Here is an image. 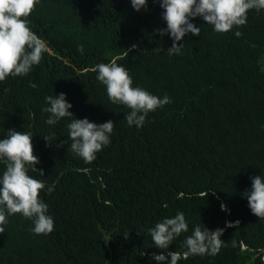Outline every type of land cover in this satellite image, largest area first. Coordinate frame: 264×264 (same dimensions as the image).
Segmentation results:
<instances>
[{
    "label": "trees",
    "instance_id": "trees-1",
    "mask_svg": "<svg viewBox=\"0 0 264 264\" xmlns=\"http://www.w3.org/2000/svg\"><path fill=\"white\" fill-rule=\"evenodd\" d=\"M162 13L153 0L140 12L131 0H40L28 17L48 51L28 75L0 81V139L9 129L33 133L45 176L29 175L54 186L41 199L55 226L36 235L30 219L8 217L0 264H157L151 257L164 250L148 229L181 211L189 231L168 251L183 254L196 225L224 232L215 255L178 264H264V219L242 195L250 177L264 175V10H250L246 25L227 33L197 17L200 35H186L174 55L170 34L157 32L167 28ZM112 61L134 87L172 100L143 127L128 125L129 109L113 104L97 79L96 65ZM60 93L76 118L115 122L92 161L69 149L67 118L46 123L45 98Z\"/></svg>",
    "mask_w": 264,
    "mask_h": 264
},
{
    "label": "clouds",
    "instance_id": "clouds-1",
    "mask_svg": "<svg viewBox=\"0 0 264 264\" xmlns=\"http://www.w3.org/2000/svg\"><path fill=\"white\" fill-rule=\"evenodd\" d=\"M163 9L162 18L167 28L157 29L161 35H169L173 44L169 55L180 54V43L188 34L199 36L198 28L192 20L199 17L212 25L217 33H227L234 28L245 26L248 12L264 10V0H153ZM40 0H0V81L6 77L26 76L33 66L39 65L43 54L48 51L46 43L29 27L28 17L33 13ZM149 0H131L132 7L140 12L148 9ZM237 37L241 36L236 31ZM136 48V45L132 46ZM82 51V49H81ZM97 79L106 86L107 95L113 104L125 106V120L129 126L143 127L150 112L172 102L168 95L160 98L141 87H134L129 71L115 61L96 65ZM35 87V84L32 85ZM49 105L43 109L49 114L46 123L55 125L67 118L69 149L86 162L105 146L111 143L114 121L95 123L87 118L79 119L70 111L73 107L65 93L47 96ZM33 133L9 129L6 138L0 139V163L5 170L0 175V234L6 232L8 217L21 214L30 219V229L36 235H48L54 231L55 221L49 215V206L41 199V192L51 194L54 186H47L42 180L29 175L36 172L45 176L43 169H37L40 159L34 154ZM51 146L53 138L43 136ZM251 188L242 195L248 201L252 214L264 219V175L250 177ZM215 194L214 191H212ZM221 210L227 211L225 204ZM239 224V221L235 222ZM231 227L232 224L227 225ZM189 231L185 214L178 212L173 218H165L148 229L154 245L164 250L162 254L153 253L151 259L157 264H178L190 255H215L223 243L224 229L210 230L206 226L196 225L183 242L186 251L183 254L168 251L173 241L182 233ZM129 233L124 234L127 238ZM169 257L171 259L169 260Z\"/></svg>",
    "mask_w": 264,
    "mask_h": 264
}]
</instances>
